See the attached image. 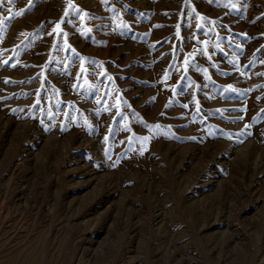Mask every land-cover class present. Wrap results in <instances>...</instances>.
<instances>
[{
	"label": "rangeland",
	"instance_id": "obj_1",
	"mask_svg": "<svg viewBox=\"0 0 264 264\" xmlns=\"http://www.w3.org/2000/svg\"><path fill=\"white\" fill-rule=\"evenodd\" d=\"M0 264H264V0H0Z\"/></svg>",
	"mask_w": 264,
	"mask_h": 264
}]
</instances>
